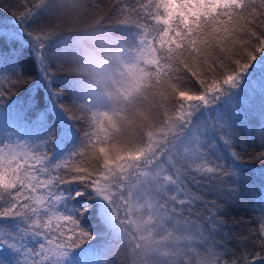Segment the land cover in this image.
<instances>
[{
	"label": "snow or ice",
	"instance_id": "1",
	"mask_svg": "<svg viewBox=\"0 0 264 264\" xmlns=\"http://www.w3.org/2000/svg\"><path fill=\"white\" fill-rule=\"evenodd\" d=\"M58 7L0 24V264H264V0H114L59 40ZM249 141L261 215L233 234Z\"/></svg>",
	"mask_w": 264,
	"mask_h": 264
},
{
	"label": "trees",
	"instance_id": "2",
	"mask_svg": "<svg viewBox=\"0 0 264 264\" xmlns=\"http://www.w3.org/2000/svg\"><path fill=\"white\" fill-rule=\"evenodd\" d=\"M39 0H32V3H38ZM57 14L46 17L42 20L45 25L52 26V37L59 40L60 38H69L76 34L77 29L83 30L90 28L101 16L111 15L112 4L114 0H56ZM31 6V5H30ZM23 11V0H0V24L13 23V13L17 15ZM115 23V17L111 20L104 22V27H110ZM61 51V49H56ZM55 75L60 77L74 76L72 67L66 65L63 71L53 69ZM5 87H8L7 80L3 81ZM28 86L27 83L21 85L19 89H13V92L22 95L24 88ZM63 92L65 99L63 103L71 110V114L79 115L77 108L78 101L76 96L69 93L65 88L59 89ZM14 99L12 93H9L5 98ZM244 152V162L248 165L250 172L245 173L254 181L248 189L244 190L243 199L234 201L232 204L226 206L227 215L223 219L227 223L225 231H231L233 234L245 233L249 228L255 229L257 227L256 221L261 213L258 207V201L262 193L259 191L261 178H260V162L253 159V152L260 150L258 142L249 141L248 144L242 146ZM241 149H237L240 151ZM255 174L254 176L252 174ZM229 247L235 251L239 246L233 241ZM239 254V253H237ZM229 257L228 259H232ZM117 259H122L117 257Z\"/></svg>",
	"mask_w": 264,
	"mask_h": 264
}]
</instances>
